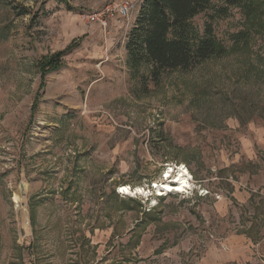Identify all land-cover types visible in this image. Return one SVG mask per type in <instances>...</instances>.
<instances>
[{
  "label": "rangeland",
  "instance_id": "obj_1",
  "mask_svg": "<svg viewBox=\"0 0 264 264\" xmlns=\"http://www.w3.org/2000/svg\"><path fill=\"white\" fill-rule=\"evenodd\" d=\"M120 1L0 0V264H264L262 0H213L220 51L158 82L125 20H87Z\"/></svg>",
  "mask_w": 264,
  "mask_h": 264
},
{
  "label": "trees",
  "instance_id": "obj_2",
  "mask_svg": "<svg viewBox=\"0 0 264 264\" xmlns=\"http://www.w3.org/2000/svg\"><path fill=\"white\" fill-rule=\"evenodd\" d=\"M213 0H141L132 26L126 33L125 49L128 64L150 65L149 76L158 82L160 76L171 70H188L220 51L210 23L204 25L202 34L192 19L208 9ZM218 15H225L231 6H237L250 15L255 0H219ZM264 15V0L261 2ZM264 28V21L262 23ZM45 58L41 66L51 68L64 52ZM50 66V67H49ZM145 79V78H144Z\"/></svg>",
  "mask_w": 264,
  "mask_h": 264
},
{
  "label": "built area",
  "instance_id": "obj_3",
  "mask_svg": "<svg viewBox=\"0 0 264 264\" xmlns=\"http://www.w3.org/2000/svg\"><path fill=\"white\" fill-rule=\"evenodd\" d=\"M141 0H121L120 2H112L109 4H106L104 7H102L98 11L90 12L86 15L87 20L89 23H97L101 27L106 28L108 25V20H125L127 22V25L129 28L131 27L130 24L135 18V15L137 13L138 6L140 4ZM128 28V30H129ZM128 32V31H127ZM184 168V166L179 165V166H174L171 167L169 166L168 169L165 173H169L164 175V178H167L168 180L171 178L170 175H173L174 169H180ZM175 179V178H174ZM154 183L152 184V186ZM154 189L153 187H151ZM188 186H185L182 192L185 190H188ZM135 190V189H134ZM155 190V189H154ZM180 191V192H181ZM117 192L121 195H124L123 192L121 191V187L118 188ZM173 192V191H171ZM170 192V193H171ZM156 193V190H155ZM140 195V194H133V196ZM157 195V193H156Z\"/></svg>",
  "mask_w": 264,
  "mask_h": 264
},
{
  "label": "bare ground",
  "instance_id": "obj_4",
  "mask_svg": "<svg viewBox=\"0 0 264 264\" xmlns=\"http://www.w3.org/2000/svg\"><path fill=\"white\" fill-rule=\"evenodd\" d=\"M187 174V170L180 168L173 179L168 180L167 178H163L159 182H154L153 188L156 189L157 194L169 193L171 191L180 192L188 185ZM145 190L141 186L131 188L129 185H122L121 187L123 194L129 196H133V194H144L146 192Z\"/></svg>",
  "mask_w": 264,
  "mask_h": 264
},
{
  "label": "crops",
  "instance_id": "obj_5",
  "mask_svg": "<svg viewBox=\"0 0 264 264\" xmlns=\"http://www.w3.org/2000/svg\"><path fill=\"white\" fill-rule=\"evenodd\" d=\"M112 21H114V20H109L108 23H111ZM133 21H134V19H133ZM133 21L131 22L130 26H132ZM122 50H123V51H122L121 53H123L124 57H125L126 59H128V56H127V52H126L125 47H123Z\"/></svg>",
  "mask_w": 264,
  "mask_h": 264
}]
</instances>
